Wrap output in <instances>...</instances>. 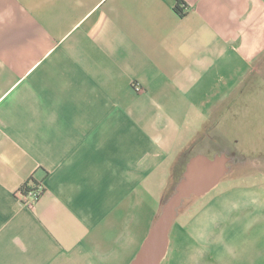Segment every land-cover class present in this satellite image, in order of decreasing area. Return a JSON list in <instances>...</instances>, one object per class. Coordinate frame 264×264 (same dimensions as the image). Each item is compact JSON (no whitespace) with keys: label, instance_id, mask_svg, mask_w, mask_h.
I'll use <instances>...</instances> for the list:
<instances>
[{"label":"crops","instance_id":"1","mask_svg":"<svg viewBox=\"0 0 264 264\" xmlns=\"http://www.w3.org/2000/svg\"><path fill=\"white\" fill-rule=\"evenodd\" d=\"M182 1L0 0V264H133L182 189L160 264H264V149L222 124L264 0Z\"/></svg>","mask_w":264,"mask_h":264},{"label":"rangeland","instance_id":"2","mask_svg":"<svg viewBox=\"0 0 264 264\" xmlns=\"http://www.w3.org/2000/svg\"><path fill=\"white\" fill-rule=\"evenodd\" d=\"M237 81L234 92L230 95L225 92L224 95L226 107L232 100L231 96L236 95L240 88L239 96L234 98V103L229 104L235 107L233 112L223 115V127L245 139L246 141L241 142L244 148L264 149V54L257 60L248 62L235 83ZM224 111L226 109L223 108L211 110L209 113L213 112L214 115L210 117L211 120L220 121Z\"/></svg>","mask_w":264,"mask_h":264},{"label":"water","instance_id":"3","mask_svg":"<svg viewBox=\"0 0 264 264\" xmlns=\"http://www.w3.org/2000/svg\"><path fill=\"white\" fill-rule=\"evenodd\" d=\"M211 187L212 186L210 185L208 190ZM192 194H194L193 191L185 192L182 189L179 190L178 194L169 201V203L164 208L161 218L153 228L142 251L133 264H160L165 254L167 233L171 222L174 219L175 209L177 208L178 203L183 196H191Z\"/></svg>","mask_w":264,"mask_h":264},{"label":"built area","instance_id":"4","mask_svg":"<svg viewBox=\"0 0 264 264\" xmlns=\"http://www.w3.org/2000/svg\"><path fill=\"white\" fill-rule=\"evenodd\" d=\"M181 7L185 10V5H181ZM43 192H44L43 185L40 184L35 189L29 190L26 194H23L22 192L20 193H21V198L25 201V203L30 207H33L35 201L43 194Z\"/></svg>","mask_w":264,"mask_h":264},{"label":"trees","instance_id":"5","mask_svg":"<svg viewBox=\"0 0 264 264\" xmlns=\"http://www.w3.org/2000/svg\"><path fill=\"white\" fill-rule=\"evenodd\" d=\"M181 5L183 4L182 0H177V6H176V11L179 15L183 16L184 12H183V8L181 7ZM40 185V183L36 182L34 179H31L29 182H27L24 187L22 188L21 192L23 194H26L29 190L35 189L36 187H38Z\"/></svg>","mask_w":264,"mask_h":264}]
</instances>
